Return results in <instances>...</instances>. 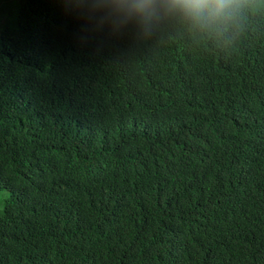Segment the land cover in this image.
<instances>
[{
  "label": "trees",
  "instance_id": "1",
  "mask_svg": "<svg viewBox=\"0 0 264 264\" xmlns=\"http://www.w3.org/2000/svg\"><path fill=\"white\" fill-rule=\"evenodd\" d=\"M0 191V264H264V0H19Z\"/></svg>",
  "mask_w": 264,
  "mask_h": 264
},
{
  "label": "rangeland",
  "instance_id": "2",
  "mask_svg": "<svg viewBox=\"0 0 264 264\" xmlns=\"http://www.w3.org/2000/svg\"><path fill=\"white\" fill-rule=\"evenodd\" d=\"M18 3L19 0H0V36L7 27L15 25ZM7 195V192L0 191V211Z\"/></svg>",
  "mask_w": 264,
  "mask_h": 264
},
{
  "label": "clouds",
  "instance_id": "3",
  "mask_svg": "<svg viewBox=\"0 0 264 264\" xmlns=\"http://www.w3.org/2000/svg\"><path fill=\"white\" fill-rule=\"evenodd\" d=\"M183 3L192 14L198 16L205 5L212 9L213 14H219L226 8L228 0H183Z\"/></svg>",
  "mask_w": 264,
  "mask_h": 264
}]
</instances>
